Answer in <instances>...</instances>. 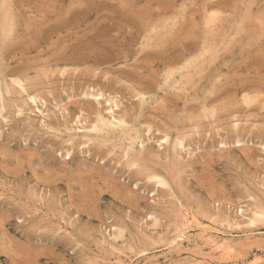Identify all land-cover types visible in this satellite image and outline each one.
<instances>
[{
	"label": "rangeland",
	"instance_id": "1",
	"mask_svg": "<svg viewBox=\"0 0 264 264\" xmlns=\"http://www.w3.org/2000/svg\"><path fill=\"white\" fill-rule=\"evenodd\" d=\"M0 29V88H7L0 102L9 118L8 127L0 119V264H127L129 257L131 264H254L264 258V221L249 225L238 212L247 195L264 207V0H0ZM89 89L117 98L126 126L141 130V141L151 138L143 152L135 146L125 159L127 142L118 135H93L90 150L83 146L88 139L74 130L88 128L107 108L86 95ZM30 93L51 110L48 132L40 113L26 112L35 110L25 103ZM234 120L248 121L236 132L242 146L234 143ZM213 127L219 128L214 135ZM158 131L172 141L183 136L198 157L192 162L183 152L177 161L184 168L174 159L173 169V156L166 155L176 151H162ZM222 140L229 146L216 145ZM143 169L167 175L175 195L153 188ZM183 208L204 224L220 221L210 225L234 233L225 238L237 248L213 253L196 245L194 229L178 246L182 252L167 248ZM225 218L241 225H222ZM114 227H121L115 243Z\"/></svg>",
	"mask_w": 264,
	"mask_h": 264
},
{
	"label": "bare ground",
	"instance_id": "2",
	"mask_svg": "<svg viewBox=\"0 0 264 264\" xmlns=\"http://www.w3.org/2000/svg\"><path fill=\"white\" fill-rule=\"evenodd\" d=\"M4 5V4H3ZM4 7V6H3ZM3 7H2V9H3ZM4 9L6 10V8L4 7ZM4 10V12H5V15H4V13H3V20L5 19V17H7V15H6V11ZM9 16V15H8ZM9 19V17H7V22L9 21V23H10V20H8ZM216 19V18H215ZM219 19V18H218ZM1 21H2V18H1ZM6 21V20H5ZM4 22V21H3ZM7 22H5V23H7ZM4 23V24H5ZM3 24V23H2ZM2 24H1V27H3L2 26ZM7 26H8V32H10L9 30V27L11 26H9L8 25V23L6 24ZM5 25V26H6ZM5 26H4V28H5ZM6 26V27H7ZM1 30V29H0ZM7 29H5V31H6ZM3 31V28H2V30H1V32ZM5 31H3L4 33H5ZM2 32V33H3ZM8 32H6V34L8 33ZM1 33V34H2ZM3 33V34H4ZM2 36V35H1ZM6 36V38L8 37V35H5ZM4 36V37H5ZM3 37V38H4ZM166 77V76H165ZM165 79H167V77L165 78ZM165 81V80H164ZM2 82V81H1ZM22 82V81H21ZM20 81H16V82H14L16 85H17V87H19L20 88V90L22 91L21 92V94L24 92V94L25 93H28V92H26V90H25V88H24V84H23V82L21 83ZM4 83V82H3ZM0 84H2V83H0ZM23 84V85H22ZM3 86V85H2ZM2 86H1V88H2ZM6 87V86H5ZM16 87V88H17ZM1 88H0V91H5L6 89L5 88H2L3 90H1ZM27 89V88H26ZM92 89V88H91ZM91 89H89L88 91H92L93 93H94V89L93 90H91ZM28 91V90H27ZM3 93H5V94H8L9 92H8V90H7V93L6 92H3ZM88 93V92H87ZM86 93V95H89L90 97H93V98H95L96 99V103H97V105H100V104H102L103 103V106H104V104L107 106V108H106V112H105V114L104 115H102V114H97V116H95L96 118H95V120L94 121H92V123L90 124V126L88 127V128H85L84 127V125L86 126L87 124H85V123H83L82 125H83V127H78L77 129H75L74 130V128H73V126L70 124V122H69V124L72 126V129L74 130V132H75V134L76 133H80L79 135H82V137H84V138H87L88 140L86 141V143L83 141V139L81 140L82 142H84L85 144L83 145V143H82V145L83 146H88V145H90V144H88V143H90L89 141H91V139L90 138H92V140L94 139V138H96V140L97 139H99L100 137L99 136H97V135H100V136H102V135H111V138H114L115 139V137H112V135H114V136H120L123 140H121L122 141V143L123 142H127V145H126V147H123L124 148V157H125V159L127 158L128 159V161H129V154H130V152L132 151H134V147L135 146H138V148H139V151H141V152H143L142 150L143 149H145L144 148V142L145 141H141V138L139 137V135H140V133L142 134V132H141V130H140V133H137V131L136 132H134L133 133V131L134 130H130L127 126H126V124H128L127 122H126V124H125V122H124V120L122 119V117L124 116H122L121 114H120V111L119 112H117L118 110H119V102L118 101H116L117 100V98L116 97H114L113 98V96H112V98H110L109 96H110V94H109V96L107 95V97H106V95L103 93V92H99V91H95V93L93 94H87ZM31 94V93H30ZM34 94V93H33ZM84 94H85V92H84ZM0 95L1 96H3V94L0 92ZM71 95V94H70ZM0 96V98H3V97H1ZM18 96V95H17ZM24 96H26V95H24ZM89 96H87L88 98H89ZM140 96V95H139ZM27 98V99H26ZM25 98V103L27 104V102L29 101L30 102V104H33L34 106H35V110L33 109L32 111L29 109V111L27 110L26 112L28 113H35V111H37L36 113L38 114V113H40V116H42V118L40 119V124L39 125H41L42 124V126H49V125H47V123L49 122H47V121H45V120H47L48 119V117H49V112L51 111H47V109H45L44 110V106L43 105H46V102H45V100L44 99H42V97H40V96H37L36 94L35 95H27V97ZM105 98V99H104ZM141 98H144V97H141ZM71 99V98H70ZM91 99V98H90ZM116 99V100H115ZM28 100V101H27ZM141 100H143V99H141ZM1 101H2V99H1ZM12 101H14V100H12ZM3 102V101H2ZM14 103V102H13ZM0 104H1V102H0ZM4 104V103H3ZM3 104H1L0 105V119L4 122H8L9 120H7V119H9L8 118V112L5 114V111H3V109L5 108V105H4V108H3ZM38 104H39V106L40 107H42L43 106V110L45 111V112H43V110H40L41 108L38 106ZM21 105V104H20ZM19 104L17 105H13V106H20ZM122 105V104H121ZM21 108H23V106L21 105L20 106ZM32 107V106H31ZM54 108V105H52L51 106V108ZM56 107H57V105H56ZM15 108V107H14ZM21 108H19L18 109V113H19V116L20 115H22L23 116V114H20L21 113ZM40 108V109H39ZM45 108H46V106H45ZM6 109V108H5ZM57 109V108H56ZM17 109L15 108V111H16ZM60 110V109H59ZM2 111L4 112L3 114H2ZM14 111V112H15ZM56 111V110H55ZM14 112H13V114H14ZM24 113H25V110L23 111ZM22 112V113H23ZM48 112V113H47ZM122 112V111H121ZM17 113V112H16ZM59 113V112H58ZM60 113H63V111H61ZM59 113V114H60ZM64 113H66V112H64ZM6 115L7 116V118L5 117V116H3V115ZM12 114V115H13ZM107 114V115H106ZM30 116H31V114H29ZM35 115V114H34ZM61 115H63V114H61ZM16 116H17V114H16ZM16 116H15V118H16ZM18 116V117H19ZM39 116V115H38ZM17 117V118H18ZM78 117V116H77ZM79 119H80V117H78V119H76V120H78L79 121ZM234 119V118H233ZM41 120H42V122H41ZM1 121V122H2ZM76 122V121H73V122H75V124H79L80 123V125H81V122ZM126 121V120H125ZM235 122H233L232 124H231V126H232V132H234L233 134L235 135L236 134V136H237V133H239V129H240V132H242V128L240 127V125L241 126H243V123H239V121H236V120H234ZM4 122V123H5ZM45 122H47L46 124H45ZM83 122V121H82ZM231 122V121H230ZM241 122V121H240ZM248 122V121H247ZM246 121H245V123H244V126L246 127V123H247ZM3 123V124H4ZM89 123V122H88ZM1 124V123H0ZM5 124H7V123H5ZM48 124H50V123H48ZM217 124V123H216ZM65 125V124H64ZM144 125V124H143ZM218 125V124H217ZM254 125V124H253ZM252 125V126H253ZM3 126V125H2ZM6 126V125H5ZM41 126V128L43 129V127ZM67 126H68V123H67ZM79 126V125H78ZM7 127H8V124H7ZM52 127V126H51ZM64 127V126H63ZM87 127V126H86ZM245 127H243L244 129H246ZM257 127V126H256ZM6 127H4V129H5ZM69 128H70V126H69ZM139 129H141L140 128V126L138 127ZM137 128V129H138ZM217 128V127H216ZM231 128V127H230ZM250 128V129H249ZM247 130L250 132V130H252L253 128L252 127H249ZM252 128V129H251ZM255 128V127H254ZM3 129V128H2ZM47 128L45 127V129L44 130H46ZM48 129H50V128H48ZM66 129H67V127H66ZM66 129L64 130V131H66ZM72 129H70V130H72ZM135 129V128H134ZM138 129V130H139ZM243 129V130H244ZM72 130V131H73ZM219 130V128L216 130V133H217V131ZM221 130V129H220ZM4 131V130H3ZM3 131H2V133H3ZM51 129L49 130V132L51 133ZM145 131H146V129H145ZM149 131H150V133H151V129L149 130L148 129V131H147V133H148V135L150 136V133H149ZM155 131H157V130H155ZM160 131V130H159ZM157 132V135H159L158 137H157V141H158V144H159V147H162V151H163V149L164 148H169V151H170V149L172 148L173 149V151L175 152L173 155H172V153L170 152V154H168V155H166V156H173L172 158H170L169 157V159L171 160L172 159V161L175 159L176 161H177V158L179 159H181V157H183L181 154L184 152L185 154H183V155H186L187 154V156H188V158L192 161V160H195L196 159V157H198V155L196 156V153L194 152V151H190V149L192 148L190 145V149H189V146H185L184 145V143L185 142H183L184 141V137L183 136H181V137H177L176 136V138L172 141V139L170 138V135L167 133V132ZM215 130H214V127H213V131H209V133H211L212 134V132H214ZM222 131V130H221ZM46 132H48V130H46ZM53 132V131H52ZM55 132H57L56 130H55ZM55 132H53V133H55ZM69 132V131H68ZM208 132V131H207ZM206 132V133H207ZM220 132V131H219ZM237 132V133H236ZM66 133V132H65ZM71 133V132H70ZM133 133V134H132ZM156 133V132H155ZM180 133V132H179ZM215 132L212 134V135H214V134H216ZM0 134H1V129H0ZM58 134V133H57ZM56 134V137L58 138V135ZM143 134H145V133H143ZM241 134V133H240ZM69 136H67L68 138H71V134H68ZM94 135V138L93 137H91V136H93ZM147 135V134H146ZM221 135V134H220ZM220 135H217V137L218 138H220ZM1 137L0 138H2V134L0 135ZM96 136V137H95ZM105 136V137H106ZM141 136V135H140ZM211 136V135H210ZM243 136V135H242ZM66 137V136H65ZM66 137V138H67ZM80 137V136H79ZM78 137V138H79ZM98 137V138H97ZM142 137L144 138V136L142 135ZM263 137V136H262ZM119 138V137H118ZM208 138V137H207ZM206 138V139H207ZM235 138V137H234ZM75 139H76V136H75ZM74 139V140H75ZM81 138H79V139H77V140H80ZM114 139H113V141H114ZM145 139V138H144ZM143 139V140H144ZM221 139H224L225 140V137H223V138H221ZM241 135H238L236 138H235V140H234V143H236L237 145H241V143L244 141H242L241 142ZM95 140V141H96ZM100 140V139H99ZM101 140H103L102 139V137H101ZM105 140V139H104ZM103 140V141H104ZM106 140H108V139H106ZM109 140H110V138H109ZM109 140H108V142H109ZM112 140V139H111ZM110 140V141H111ZM115 140H117V138L115 139ZM148 142H150V140H151V138H148V139H146ZM208 140V139H207ZM224 140H222L221 142H219V143H217L216 145H218L219 144V146L220 147H225V146H229V143L227 144L226 142H224ZM120 141V140H119ZM146 141V142H147ZM153 141V140H152ZM208 141H211V140H208ZM207 141V142H208ZM70 142H74L73 141V139L71 138V140H68L67 139V143H68V145H70ZM94 141H92V143H93ZM145 142V143H146ZM147 142V143H148ZM78 143H81V142H78ZM114 143H115V141H114ZM146 143V144H147ZM232 144V145H235V144ZM262 143V145H261V151H263L264 152V141L263 142H261ZM74 144V143H73ZM120 144V143H119ZM215 144V143H214ZM115 145H117V144H115ZM242 145H243V143H242ZM241 145V146H242ZM71 146V145H70ZM83 146H80V149H81V147H83ZM123 146V145H122ZM121 146V147H122ZM146 146V145H145ZM211 146V145H210ZM236 146V145H235ZM240 146V147H241ZM75 147V146H74ZM74 147H72V148H74ZM118 147H120L119 145H118ZM120 147V148H121ZM196 147V146H195ZM198 147V146H197ZM218 147V146H217ZM72 148H69L68 149V151L66 152V156L65 157H67L66 159L67 160H70V158L72 157ZM84 148H86V147H84ZM88 148V150H90V147L88 146L87 147ZM86 148V149H87ZM122 148V149H123ZM137 148V147H136ZM199 148L200 147H198L197 149V151L199 152L200 150H199ZM219 148V147H218ZM83 149V148H82ZM88 150H86V151H88ZM192 150V149H191ZM80 151V150H79ZM136 151V150H135ZM166 151H168V150H166ZM172 151V150H171ZM172 151V152H173ZM132 152H131V154H132ZM165 152V151H164ZM262 152V153H263ZM163 152H161V154H162ZM169 153V152H168ZM89 153L87 152V155H88ZM140 154V153H139ZM166 154H167V152H166ZM71 156V157H70ZM181 156V157H180ZM185 157V156H184ZM89 158V157H88ZM187 158V161L189 160ZM193 158H195V159H193ZM87 159V158H86ZM133 159V158H132ZM182 160V159H181ZM181 160H178V161H181ZM171 161V162H172ZM175 161V162H176ZM177 161V162H178ZM183 161H184V159H183ZM131 162V161H130ZM170 162V163H171ZM182 162V161H181ZM181 162L179 163L178 162V167H180L181 169H183L184 167H182V166H180V164H181ZM185 162V161H184ZM193 162V161H192ZM127 163H129V162H127ZM136 163V167H137V161L136 162H134V164ZM190 163V162H189ZM134 164L132 163V164H130L129 163V165H127L129 168L130 167H132V166H134ZM118 165V164H117ZM173 165H177V164H175L174 163V161H173V164H172V166ZM184 166V165H183ZM186 166H188V165H186ZM190 167V166H189ZM134 168H135V166H134ZM175 168H177V167H175ZM167 169V168H166ZM170 169H171V167H170ZM169 169V170H170ZM173 169H174V166H173ZM144 171V174H145V177H146V182H149V183H152L153 184V188H156V189H158V188H161V189H164V190H166L167 191V189H168V192L169 191H171V189H173V186L172 185H169L170 184V179H169V182L167 181L168 179H165V177L167 176H165L164 177V175L162 176L161 174H157V173H160V172H157V173H154V172H152L151 171V173H148L150 170H146V171H148L147 172V175H146V171H145V169H143ZM171 171H172V169H171ZM142 174V173H141ZM177 174H178V172H177ZM169 175H171V174H168V178H169ZM173 175V174H172ZM176 177V176H175ZM264 178V177H263ZM148 183V184H149ZM172 183V182H171ZM137 185H135V187H136ZM170 186H172V188L170 187ZM160 189V190H161ZM263 190V189H262ZM165 191V192H166ZM172 192V191H171ZM179 192V191H178ZM155 194V193H154ZM172 194H174V192H172ZM171 194V195H172ZM33 195V194H32ZM175 195V194H174ZM173 196V195H172ZM174 197V196H173ZM178 199V198H177ZM176 199V200H177ZM42 200H43V198H42ZM180 200V199H179ZM178 201V200H177ZM162 202V201H161ZM179 202V201H178ZM247 204L245 203L244 205H242L240 208H242V209H240V210H238V212H239V216H241L246 222H247V224H249V225H254V224H257L256 222L257 221H264V207L262 206V205H260L258 202H257V200H256V198H254L252 195H247ZM38 203H39V201H38ZM41 203V202H40ZM179 206L181 207V209H182V206L183 205H181L180 203H179ZM37 211V210H36ZM193 211V210H192ZM192 211H189V209L188 210H184V208H183V210H181L179 213H180V219H179V222L177 223L178 225H177V227H176V229H175V235H174V237L173 238H171L169 241H168V245H167V248H168V246H170L171 248H178V246H180V245H182L184 242H189V238H188V236H187V234L190 232V231H192L193 229L194 230H197L198 232V237H195L196 238V240H195V242H196V245H199V244H202L204 247H206L208 250H210V251H212L213 253L214 252H216V253H218V254H224V255H226V254H229V253H232L233 251H234V248L236 247L235 245H237V243L234 245V243L233 242H231L230 240H228V239H226L225 237L226 236H230V237H233V235H234V233H233V235L232 234H228V235H226V234H224L223 233V230L222 231H220V230H218V229H216L215 227H212L211 225L212 224H214V225H218V223L220 222V221H218V223H217V221L215 222V221H213L212 219H208L207 220V223L208 224H204V223H202V222H200L199 220H198V217H199V215L198 214H196V213H193ZM244 213V214H243ZM217 215V214H216ZM178 216V215H177ZM156 216H150L149 217V219L151 218H153L155 221H157L158 219H156L155 218ZM228 217V216H227ZM240 217V219L242 220V218ZM219 218V217H218ZM222 218V217H221ZM152 222H154V221H152ZM68 223V222H67ZM157 223V222H156ZM223 223H225L224 225L225 226H227V227H238L239 225H241V224H239L238 222H236L235 220H229L228 218H225L222 222H221V224L223 225ZM159 224V223H158ZM174 224V223H173ZM211 224V225H210ZM246 224V225H247ZM156 225V224H155ZM244 225V224H243ZM121 228V227H120ZM120 228H118V227H114V228H112V231L114 232V233H112V235H113V239H114V243H115V240H117V238L120 236V234H121V230H120ZM60 229V228H59ZM225 229V228H224ZM232 229V228H231ZM235 229V228H234ZM233 229V230H234ZM125 230V229H124ZM236 230V229H235ZM225 231H226V229H225ZM224 231V232H225ZM228 231V230H227ZM251 232V231H250ZM67 233V232H66ZM151 233V232H150ZM154 233H155V231H154ZM153 233V234H154ZM229 233V232H228ZM158 234V233H157ZM192 234V233H191ZM253 234V233H252ZM161 235V234H160ZM220 235L221 236H223V235H225L224 236V238H222V237H220ZM123 236V235H122ZM156 236V235H155ZM245 236V235H244ZM243 237V236H242ZM251 237V236H250ZM250 237H248V238H250ZM112 238V237H111ZM123 238V237H122ZM245 238V237H244ZM163 239V238H162ZM230 239V238H229ZM246 239H247V237H246ZM245 239V240H246ZM157 240V239H156ZM159 240V239H158ZM249 240H251V239H249ZM248 241V240H247ZM159 242V241H158ZM195 242H194V244H195ZM245 244V243H244ZM241 245H242V243H241ZM126 247V246H125ZM114 248V247H113ZM112 248V249H113ZM176 248V249H177ZM196 248H198V250H199V247H196L195 246V250H196ZM237 248V247H236ZM115 249V248H114ZM179 249V248H178ZM194 249V248H193ZM193 249H192V252H193ZM170 249H168V251H169ZM175 250V249H174ZM180 250V249H179ZM178 250V251H179ZM171 251V250H170ZM173 251V250H172ZM176 251V250H175ZM180 252H182L181 250H180ZM183 252H187V250L185 249ZM189 252H191V250L190 251H188V253ZM118 253V252H117ZM176 253H178L177 251H176ZM264 253V252H263ZM192 254H194V253H192ZM119 255H122V253L120 254L119 253ZM196 255H198V253H196ZM195 255V256H196ZM229 255H231V254H229ZM123 256V255H122ZM137 257V256H136ZM257 259L254 261V264H264V258L263 259H261V257L260 258H258V256L256 257ZM129 260H128V262H127V264H131V257H129L128 258ZM134 259V258H133ZM101 260V259H100ZM146 261V260H145ZM144 261V262H145ZM191 262V261H190ZM189 262V263H190ZM242 263V262H241ZM114 264H123V262H121L120 260H118V261H115V263ZM135 264V263H134Z\"/></svg>",
	"mask_w": 264,
	"mask_h": 264
}]
</instances>
